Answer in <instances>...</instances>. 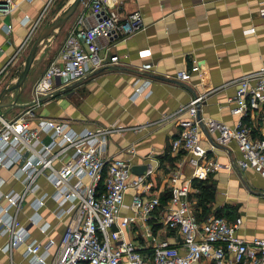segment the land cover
Segmentation results:
<instances>
[{
    "label": "crops",
    "instance_id": "obj_1",
    "mask_svg": "<svg viewBox=\"0 0 264 264\" xmlns=\"http://www.w3.org/2000/svg\"><path fill=\"white\" fill-rule=\"evenodd\" d=\"M47 1L14 0L13 12L0 15V93L13 79L8 76L9 72H16L15 76L20 73L40 23L35 28L34 24L41 13L46 12ZM72 1L65 0L55 17ZM87 1L80 4L62 29L42 43L23 91L18 94V90H14L3 99L2 103L14 105L0 109V128L3 120L20 119L24 110L29 109L33 116H25V119L32 128L41 117L67 121L76 130L119 126L121 129L108 136L106 155L129 160L132 168L138 167V173L132 171L133 176L143 174V167L149 164L157 166L153 178L156 188L165 190L161 193L163 200L168 198V181L173 172L180 171L181 179H191L192 184L194 179H208L215 184L213 209L229 206L222 216L231 222L242 219L238 233L244 239L264 236V178L253 169L239 167L240 152L235 142L226 149L217 145L211 149L210 143L202 137L201 146L208 150L209 158L221 164L217 171L203 179L196 176L202 169L188 165L185 153L171 148L180 131V119L188 116L181 110L196 97L203 99L199 104L201 116L236 125L238 116L231 112L228 103L236 92L231 83L264 66V0H117L113 7L119 10L120 17L139 10L146 28L113 49L117 62L73 83L61 84L55 80L51 89L36 97L35 84L57 60L80 19L89 14ZM25 16L30 18L28 23L23 22ZM93 23L88 17L85 26ZM8 25H11L10 31L6 29ZM100 44L106 43L101 40ZM195 65L199 71L191 72ZM180 72H188L189 76L181 80ZM145 84H149L145 93L135 97V88ZM52 93L55 95L50 96ZM41 99L44 101L33 104ZM257 129L260 128L256 126ZM130 147L136 150L133 156L126 153ZM0 178L4 180L0 184L3 195L23 190L22 181L17 180L12 171L1 169ZM37 187L25 197L18 212L19 225L27 231L26 242L11 254L0 252V264H29L25 252L33 240L43 246L49 240L60 241L68 218L56 216V204L51 198L34 211L35 199L54 190L45 176L38 179ZM194 192L197 189L192 186L193 208L198 202ZM134 194V189L127 193V203ZM0 204L5 207L6 199L1 198ZM232 210L236 212L234 215ZM34 212L41 217L39 222L31 220ZM8 239V234L1 236L0 245L4 246ZM55 248H49L51 254ZM195 264L214 262L204 260Z\"/></svg>",
    "mask_w": 264,
    "mask_h": 264
},
{
    "label": "built area",
    "instance_id": "obj_2",
    "mask_svg": "<svg viewBox=\"0 0 264 264\" xmlns=\"http://www.w3.org/2000/svg\"><path fill=\"white\" fill-rule=\"evenodd\" d=\"M116 1H87L89 14L80 19L57 60L35 84L36 97L51 89L55 80L73 83L117 62L113 49L146 28L139 10L120 17L113 7ZM15 6L14 0H0V15L11 14ZM88 17L94 23L87 27ZM29 21L25 16L23 22ZM6 29L10 31L11 25ZM197 71V65L191 68V72ZM188 76V72L178 74L181 80ZM148 85L136 87L134 96L143 95ZM231 85L236 92L228 103L238 116L235 126L201 116L202 97L194 98L181 110L188 116L180 119V131L171 148L184 152L188 165L202 169L196 173L197 178L203 179L221 166L201 146L202 137L211 149L216 145L226 149L235 142L240 152L239 167L253 169L264 178V66ZM25 116L32 117V111L20 119L3 120L0 128V170L12 171L23 183L21 192L0 193V200L7 201L5 207L0 204V237L9 235L0 252L11 254L26 242L27 231L19 225L18 212L25 197L38 188V179L45 176L54 190L35 199L34 211L51 198L56 216L67 217L68 221L58 243L49 240L43 246L33 240L28 244L25 257L29 264H195L204 260L214 264H264V236L251 240L241 237V218L234 222L216 216L205 222L198 220L190 201L192 181L181 179L180 171L170 174L168 198L163 200L161 193L165 190H158L153 178L157 166L149 164L143 174L133 176L129 160L108 157V136L121 127L76 130L67 121L41 117L32 128ZM257 119L261 122H255ZM126 153L133 156L136 150L130 147ZM1 182L4 180L0 178ZM132 189L135 194L127 203L126 195ZM31 220L39 222L41 217L34 212ZM54 246L51 254L49 248Z\"/></svg>",
    "mask_w": 264,
    "mask_h": 264
},
{
    "label": "water",
    "instance_id": "obj_3",
    "mask_svg": "<svg viewBox=\"0 0 264 264\" xmlns=\"http://www.w3.org/2000/svg\"><path fill=\"white\" fill-rule=\"evenodd\" d=\"M83 1L84 0H73L70 3V5L51 24H49L44 29H42V31L39 33L34 43L32 44L30 51L25 58V61H24V64H23V67L20 73H18L17 76H15L11 81H9V83L4 87V89L0 93V109L7 108V107L14 105L11 103H2V101L7 95H9L14 90H18V94H20L23 91L24 83L27 80L29 71L35 60L36 54L40 46L42 45V43H44L46 39H48L51 35H53L55 32L59 31L65 26L66 22L72 17V15L76 12L77 8L80 6V4L83 3ZM53 95H55V93H52L50 96H53ZM38 101L42 102L44 101V99H41ZM0 118H1V115H0ZM203 129L207 133L206 128L203 127ZM146 168L147 167H143L142 170L145 171ZM137 170H138V167L132 168V171L134 172H137Z\"/></svg>",
    "mask_w": 264,
    "mask_h": 264
},
{
    "label": "trees",
    "instance_id": "obj_4",
    "mask_svg": "<svg viewBox=\"0 0 264 264\" xmlns=\"http://www.w3.org/2000/svg\"><path fill=\"white\" fill-rule=\"evenodd\" d=\"M214 182L210 180H193V186L197 189L194 196L197 198V203L193 208L194 214L200 222H205L211 216L213 204L216 199ZM229 210L230 207L226 206ZM223 217V216H216Z\"/></svg>",
    "mask_w": 264,
    "mask_h": 264
},
{
    "label": "rangeland",
    "instance_id": "obj_5",
    "mask_svg": "<svg viewBox=\"0 0 264 264\" xmlns=\"http://www.w3.org/2000/svg\"><path fill=\"white\" fill-rule=\"evenodd\" d=\"M64 2H65V0H48L46 2L45 8L47 10L44 8L46 10V12L41 13V15H43V16H41V20L39 22L40 24H39V27L37 28L38 30L35 33V36H34L35 39L37 38L39 33L42 31V29H44L46 26H48L49 24H51L53 22V20L56 18L55 16L58 13L59 7H62ZM15 75H16V72L15 73L14 72H9V74H8V76L13 77V78L15 77ZM8 76H7V78H8ZM38 103H40V102L34 101L33 104L37 105ZM24 111L26 113L28 110H24ZM194 194H195V192H194ZM227 210L228 209H227L226 206L225 207L221 206L219 208V210H216L214 208L213 211L211 212V215L212 216H222V215L225 216V213H227ZM231 213H232V215H234L236 212H233V210H232Z\"/></svg>",
    "mask_w": 264,
    "mask_h": 264
}]
</instances>
